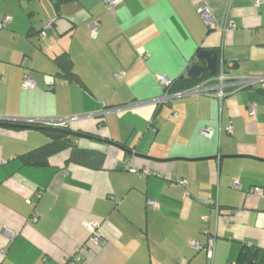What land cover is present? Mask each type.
I'll return each instance as SVG.
<instances>
[{"label": "crops", "instance_id": "crops-1", "mask_svg": "<svg viewBox=\"0 0 264 264\" xmlns=\"http://www.w3.org/2000/svg\"><path fill=\"white\" fill-rule=\"evenodd\" d=\"M203 48L216 73L223 55L232 74L264 75V1L0 0V121L74 116L70 129L95 137L30 165L50 136L0 123V264H237L245 246L264 264V88L156 102L158 76L190 78ZM210 235L212 257L190 244Z\"/></svg>", "mask_w": 264, "mask_h": 264}, {"label": "built area", "instance_id": "built-area-1", "mask_svg": "<svg viewBox=\"0 0 264 264\" xmlns=\"http://www.w3.org/2000/svg\"><path fill=\"white\" fill-rule=\"evenodd\" d=\"M103 1L109 6H114L119 2H121V0H103ZM253 1L256 6H259L264 0H253ZM199 11L204 15L206 14V9L204 7H200ZM11 20H12L11 16L9 15L3 16V26L8 25L11 22ZM50 24L51 23H49L47 26H50ZM99 29H100V22L94 21L91 24L92 35L96 36L99 32ZM233 66H234L233 62H228L224 58V56L221 55L218 62V70L214 77H210L206 80L201 81L195 86L177 92L169 91V87L172 84V79H170L165 75H159L158 81L164 89V94L159 98H157L156 102L157 103L169 102L174 98H180L187 95H195V96L210 95L222 100L228 95V92L225 91V87L228 84L233 85L235 88L234 90L244 89L253 86H261V88H264V75L262 76L235 75L227 71V68ZM122 74L123 72H119L116 74V76L121 77ZM214 80L216 81L215 83H213ZM35 85L36 84L34 80L28 75H26L24 78V86L35 87ZM249 108L251 113L256 112L255 104L250 103ZM75 118L76 117L72 116L67 118L48 119V120L27 119L26 121H21V122L31 123V124L38 123V124H48L55 126H66L71 120H74ZM229 130L232 131V128H229ZM205 133L210 134V131H205ZM143 174L144 175L149 174V170L148 169L143 170ZM177 181L180 184H185L186 182L185 179H178ZM234 185L236 187L240 186L238 181H235ZM148 203L150 205H156V202L154 200H149ZM37 218H38V214L36 213L34 214L33 219L36 221ZM203 219L207 221L208 215H204ZM101 225H102L101 221L97 218H90L89 220L86 221V226L89 231L88 241L90 242V244H101L104 242V236L101 231ZM205 232H207V230H205ZM215 243H216V237L214 235H210L206 243H202L200 240L197 239L190 240L191 246L195 247L196 249L206 250L209 253L210 257H212L214 254ZM75 260H77V258ZM75 260H71V262L74 263Z\"/></svg>", "mask_w": 264, "mask_h": 264}, {"label": "trees", "instance_id": "trees-1", "mask_svg": "<svg viewBox=\"0 0 264 264\" xmlns=\"http://www.w3.org/2000/svg\"><path fill=\"white\" fill-rule=\"evenodd\" d=\"M25 1H32V0H25ZM59 63L64 64V77L69 80H77V76L74 73L72 65L70 64V60L67 56L62 55L58 58ZM209 75L203 74L201 78L193 79V78H179L172 80V84L169 87V91L177 92L192 86L197 85L200 83L204 78L208 77ZM2 125H8L13 127H33L39 128L44 130L49 136L50 141L45 145L30 151L22 156V160L25 164L30 165H44L46 164L47 158L56 153L63 148H65L68 144H71V138L68 137L72 134H79L84 135L87 137H94L91 133H83V132H73L69 125L66 126H55V125H48V124H31V123H24L21 121H0ZM95 138V137H94ZM33 202V201H32ZM35 212L34 214H36ZM262 259L260 255L259 249L255 247H248L245 246L243 251H241L237 264H262Z\"/></svg>", "mask_w": 264, "mask_h": 264}, {"label": "water", "instance_id": "water-1", "mask_svg": "<svg viewBox=\"0 0 264 264\" xmlns=\"http://www.w3.org/2000/svg\"><path fill=\"white\" fill-rule=\"evenodd\" d=\"M198 58L205 60L207 64L203 65L200 62L194 63L188 72V77L193 79L200 78L205 70L210 71L211 74L216 73L218 59L217 50L203 48L202 50H200Z\"/></svg>", "mask_w": 264, "mask_h": 264}]
</instances>
